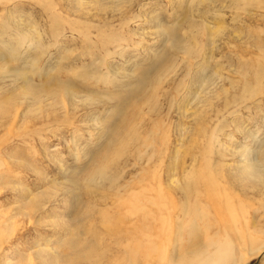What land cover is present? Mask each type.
Listing matches in <instances>:
<instances>
[{"label": "rangeland", "instance_id": "374dc122", "mask_svg": "<svg viewBox=\"0 0 264 264\" xmlns=\"http://www.w3.org/2000/svg\"><path fill=\"white\" fill-rule=\"evenodd\" d=\"M257 162L264 0H0V264L112 259L137 194L167 256L186 197L264 264Z\"/></svg>", "mask_w": 264, "mask_h": 264}, {"label": "bare ground", "instance_id": "6f19581e", "mask_svg": "<svg viewBox=\"0 0 264 264\" xmlns=\"http://www.w3.org/2000/svg\"><path fill=\"white\" fill-rule=\"evenodd\" d=\"M112 41H113V38H110L109 42H107V43H111ZM202 71H204V70H202ZM202 82H203V85H206V83H205L206 77H203ZM146 83L147 82L144 81L142 85H146ZM144 153H147V151H145ZM140 159L142 160V157H140ZM252 163L253 162H251V164ZM251 164L245 163L244 169L249 170L251 168ZM257 168L259 170H258V172L257 171L256 172L260 175V178L262 179V176L264 178L263 166L258 163ZM121 187L122 186H120L118 191H117L119 194L121 192V190H120ZM112 188H114L113 185H112ZM142 189H144V188H141V190ZM131 198L134 199L133 200L134 205L138 201L139 207L137 205L134 206L131 204V206L138 208V212L136 210L137 208H135L133 210L129 209L125 212L126 213V219H127L126 222H123V221H120L117 219L116 220L117 222L115 224L113 223L114 227H113V225H112V227H111V225H109L108 231L110 233L109 234L110 235V238H109L110 242L113 246L115 245V243H118V246H117V248L114 249L113 254H114L115 258L113 257L112 259H109L108 261H105L101 264H121L122 262H125V264H244V261L247 259V256H244V255L240 256L239 261L241 263H237V260H236L237 255L235 252V250H236L235 248L238 247V249L240 251H244V249L246 247H249V245H251L252 247L257 246V244H256L257 238L256 237L255 238H248L247 233H243V236L240 235V238H238V240H239L238 243L234 239L235 235L232 232L226 231L225 235H223L224 230H229L225 226L222 228L221 232L220 231L215 232V230H214V232H215L214 235H211L207 239H202L200 237L201 232H200L199 226L211 227L210 226V219H209V216H210L209 211L205 210V209H207L205 207H204L205 209L204 208L202 209L201 208L202 206L200 207V204L198 202L194 203L195 204L194 208H192L191 206H187L188 200L185 197L186 205H184V203L182 204V206H181L182 210L180 211L181 213L176 219L177 220L176 226H178V227H176V230L178 232V240L176 242L177 246L173 248L172 254L170 256H167L166 248H164L165 249L164 251H163V249H157L156 246L154 245V243L150 242L151 238H152V234L146 232L149 230L147 225L150 224L148 222V217L153 218L154 217L153 214H155L154 212H150V214L148 213L147 208L144 204V202L146 201L147 198L143 194H139V196L137 194V197L131 196ZM208 199H210V198H208ZM223 200L224 201L227 200L225 196H223ZM223 200H222L223 205L224 204H230L229 201L224 202ZM133 201H131V202H133ZM196 201H199V199L196 198ZM218 201H220V200H218ZM160 203H162V201ZM156 205H158V204H156ZM161 206L164 207V205H161ZM178 210H177V212H178ZM219 210H222V208H219ZM236 210H237L236 207H234L231 204V207H229L227 213L231 214L232 218L235 219L234 215H232V214H235V216H236V213H235ZM151 211H153V210H151ZM225 211H226V209H225ZM176 214H178V213H176ZM159 215L161 216L159 222L164 223L166 221V219L163 220V217H162L163 212L161 210H160ZM118 217H116V218H118ZM216 221H218V219H216ZM186 226L188 227L189 232H183V229H185ZM236 232L238 234H240L241 231L236 229ZM185 236H188L187 240H185ZM131 238H138V239L133 240V242H131V244L126 243L128 245L125 244V246H122V243H124L125 241L129 242L131 240ZM153 239H155V238L153 237ZM75 245H77V243ZM261 246H259V247H261ZM256 249H258L256 251H259V250L263 249V247L256 248ZM240 254H241V252H240ZM251 254H253V252H251ZM81 261H82V259H80V262ZM172 262H174V263H172ZM5 264H8V261Z\"/></svg>", "mask_w": 264, "mask_h": 264}]
</instances>
